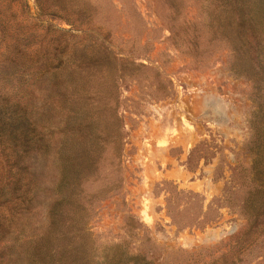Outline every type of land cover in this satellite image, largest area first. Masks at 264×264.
<instances>
[{
	"label": "rangeland",
	"instance_id": "obj_1",
	"mask_svg": "<svg viewBox=\"0 0 264 264\" xmlns=\"http://www.w3.org/2000/svg\"><path fill=\"white\" fill-rule=\"evenodd\" d=\"M0 264H264V0H0Z\"/></svg>",
	"mask_w": 264,
	"mask_h": 264
}]
</instances>
